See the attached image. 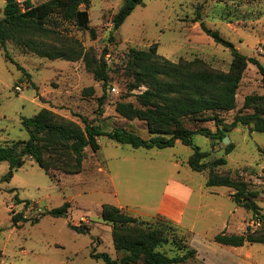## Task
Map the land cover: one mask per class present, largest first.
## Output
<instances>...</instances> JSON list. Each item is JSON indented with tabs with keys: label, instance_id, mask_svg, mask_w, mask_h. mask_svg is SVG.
<instances>
[{
	"label": "rangeland",
	"instance_id": "374dc122",
	"mask_svg": "<svg viewBox=\"0 0 264 264\" xmlns=\"http://www.w3.org/2000/svg\"><path fill=\"white\" fill-rule=\"evenodd\" d=\"M43 1L31 0L33 4ZM122 3L123 0H91L87 8L80 7L87 12L95 37L89 29L79 28L74 23L61 25L65 36L81 43L89 65L83 59L67 61L39 57L8 42V52L25 69L28 77L15 63L6 61L0 50V146L27 140L28 133L21 120L41 108L50 109L80 125L83 116L105 131L122 127L148 138L144 122L125 119L114 109L116 100L122 96L125 101H134V96L126 92L129 77L122 63L124 53L129 47L147 48L157 43V54L172 61L198 58L214 69L228 70L229 48L207 34L200 26L201 21L232 43L240 53L255 57L264 65V0H143L114 30L112 17ZM3 7L4 2L0 0V19ZM110 35L114 37L112 41ZM104 49L109 74L105 90L102 81L93 73ZM17 86L20 90L15 88ZM108 87L115 88V92ZM103 92L105 98L100 105L98 99ZM250 94L264 96L260 74L252 64H248L239 82L236 107L221 113V118L230 122L236 113L250 112L251 109L243 108L244 97ZM185 125L191 129L215 130L212 121L195 123L186 120ZM226 136L233 144L228 154H224L226 144L223 139L212 140L194 133L193 143L208 153L205 160L220 156L226 159V165L216 167V172H229L232 177L239 174L252 189L258 190L260 193L255 201L264 213V132H249L246 126L238 125ZM98 143L96 152L89 147L85 149L79 173L51 170L46 174L33 159L27 158L9 181H0V264H105L91 257L92 249L118 258L122 253L113 247L112 226L102 220L101 205H120L124 213L136 217L150 214L169 220L155 214V208L173 180L189 182L195 188L183 225L194 222L199 231L204 225L202 219L196 218V213L200 215L218 208L225 213L233 211L228 218L232 227L239 226L236 233L244 232L248 225L253 230L261 227L262 223L256 222L250 211L231 201L232 189L217 188L231 200L207 195L215 187L205 185L206 171L195 172L188 167L186 160L192 153L190 147L179 142L174 147L135 149L118 144L105 135L98 137ZM176 161L178 164L175 165ZM8 169L6 161L0 162V180ZM15 195L23 202L14 201ZM199 200L200 211L197 212ZM65 201L70 203L65 216L43 214ZM11 211L22 213L28 220L14 225ZM38 216V221L33 222L32 219ZM73 226H82L86 232H79ZM180 227L185 231L181 234L183 239L194 248L192 233ZM254 244V257L264 259V244ZM230 260V257H224L226 264H237ZM187 263L202 264L196 255Z\"/></svg>",
	"mask_w": 264,
	"mask_h": 264
},
{
	"label": "trees",
	"instance_id": "16d2710c",
	"mask_svg": "<svg viewBox=\"0 0 264 264\" xmlns=\"http://www.w3.org/2000/svg\"><path fill=\"white\" fill-rule=\"evenodd\" d=\"M91 0H45L33 4L31 0H3V16L0 19V50L6 61L15 63L23 74L29 77L25 69L16 63L6 48L8 42L15 44L24 52L48 59L77 61L83 59L88 65L87 54L81 43L64 34L61 25L64 22L74 23L79 28L89 29L92 37L95 30L88 23V15L81 6L87 8ZM143 3V0H123L118 11L112 17V27L118 29L132 10ZM201 28L218 43L229 48L231 62L228 70L209 67L201 59H178L172 61L157 54V43L147 48L129 47L122 60L126 75L127 95L134 96V101L117 99L114 109L121 117L144 122L148 138H143L133 131L115 127L105 131L81 116L82 125L70 119L56 115L50 109L41 108L21 122L28 133L27 140L14 141L10 145L0 146V162L9 165L7 173L0 181H9L13 172L22 167L27 158H31L46 173L60 170L66 174H76L82 169L85 149L92 152L99 150L98 137L107 136L121 145L131 148H167L176 142L188 146L192 153L187 157L188 167L195 172H207V187H227L232 189V201L250 211L260 228L246 226L242 233L219 232L213 240L222 245L242 246L245 243L264 244V213L255 199L259 191L252 189L249 183L236 174L215 171L218 166L226 165L222 156L205 160L206 151L193 143V134L200 133L212 140L222 141L229 131L238 125L246 126L249 132H264V96L246 95L243 108L250 112L236 113L230 122L221 118V113L236 107V91L243 72L248 64L257 68L261 86L264 88V65L255 57L246 56L229 41L223 39L217 31L207 28L203 21ZM114 39L113 35L109 40ZM264 48V46H263ZM105 49L99 63L93 70L96 79L107 87L109 74L104 60ZM137 90L135 94L133 91ZM132 93V94H131ZM105 92L99 97L103 102ZM212 121L215 130L206 127L188 128L185 121ZM233 144L224 147V154L232 151ZM264 153V151H263ZM14 201L23 202L16 195ZM28 202V201H24ZM70 206L65 201L59 207L46 210L43 214L53 217L65 216ZM103 221L111 224L113 247L122 255L112 258L106 252L91 250V257L105 264H188L195 259L196 250L183 239V228L165 218H141L124 213L118 206L103 203L100 207ZM155 218V219H154ZM14 225L28 220L22 213L11 211ZM39 216L32 219L38 221ZM79 232H86L82 226H73ZM171 235V238L169 237ZM169 247L162 249L163 247ZM172 251V253H169ZM1 257V250H0Z\"/></svg>",
	"mask_w": 264,
	"mask_h": 264
},
{
	"label": "crops",
	"instance_id": "0c3cea01",
	"mask_svg": "<svg viewBox=\"0 0 264 264\" xmlns=\"http://www.w3.org/2000/svg\"><path fill=\"white\" fill-rule=\"evenodd\" d=\"M144 138V137H143ZM176 142L175 145H177ZM174 147V146H173ZM178 162H175V165ZM218 187L213 188L207 195L211 197H219L220 199L226 198L231 200L230 196L226 193H219ZM227 188V187H226ZM195 193V188L189 182H183L173 180L170 182L166 190L161 194L158 204L155 208V214L162 215L172 222L179 224L186 230L192 233L191 244L196 250V258L201 260L202 264H226L224 257H230L233 263L237 264H264V259L259 260L254 257L253 247L256 244L245 243L242 246H228L217 243L213 240V236L219 232L236 233L235 225L232 227L230 223L229 214H233V211L223 212L221 209L215 208L213 211H203L201 214L196 213L197 219L203 220L204 228L199 231L195 227V223L192 222L189 225H183V219L186 209ZM232 192H230L231 194ZM201 196V193H199ZM200 201L197 204V212H199ZM232 201V200H231ZM120 209V205H116ZM141 218H149L153 215H148ZM207 220V221H206ZM230 260V261H231Z\"/></svg>",
	"mask_w": 264,
	"mask_h": 264
},
{
	"label": "water",
	"instance_id": "95a60500",
	"mask_svg": "<svg viewBox=\"0 0 264 264\" xmlns=\"http://www.w3.org/2000/svg\"><path fill=\"white\" fill-rule=\"evenodd\" d=\"M229 141H230V140H229L228 136L225 135V136L223 137V141H222V142H223L224 144L227 145V144L229 143Z\"/></svg>",
	"mask_w": 264,
	"mask_h": 264
},
{
	"label": "built area",
	"instance_id": "2783aa9c",
	"mask_svg": "<svg viewBox=\"0 0 264 264\" xmlns=\"http://www.w3.org/2000/svg\"><path fill=\"white\" fill-rule=\"evenodd\" d=\"M17 90H20V87H15ZM108 90L112 91V92H115V88L113 87H108Z\"/></svg>",
	"mask_w": 264,
	"mask_h": 264
}]
</instances>
